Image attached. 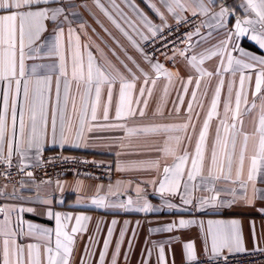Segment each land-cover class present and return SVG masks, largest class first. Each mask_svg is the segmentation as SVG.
Wrapping results in <instances>:
<instances>
[{"label": "snow or ice", "instance_id": "obj_1", "mask_svg": "<svg viewBox=\"0 0 264 264\" xmlns=\"http://www.w3.org/2000/svg\"><path fill=\"white\" fill-rule=\"evenodd\" d=\"M93 2L128 42L129 47L125 48L113 37L123 53L121 58L109 48L115 62L98 46L94 55L90 50L92 45L81 40V35H86L85 24L80 23L79 29L73 28L75 19L70 17H78V13L68 11L77 7L74 3L65 5L64 0H0V165L11 166L15 158L19 170L24 171L27 166L24 161L31 153L38 166L49 134L54 144L72 142L78 147L86 133L106 129H122L129 136L176 132L183 135L168 137L160 149L165 157L171 156L174 160L172 166L163 167L159 180L161 195L179 196L183 204L188 205L193 203V191H208L212 195L199 201L203 207L218 200L216 184L224 181L238 185V189L227 190L232 197L230 203L243 199L251 206L257 199L264 201V189L257 187L264 183V56H257L239 46L240 37H247L264 49V0H240L236 7L243 9V17L237 16L231 29L228 28V18L235 13L236 7L221 3L217 10L214 0H141L151 10L152 17L140 9L135 0H125L135 12V18L125 13L117 0ZM54 3L60 6L51 7ZM82 6L87 7L86 4ZM170 17L175 21V31L193 18L204 19L199 25H192L194 31L169 40L168 36L173 35L172 25L168 23ZM48 23L53 24V29L45 35ZM203 28L209 30L207 35L201 34ZM194 36L199 39L193 41ZM175 39H180L185 47H173L171 56L156 47L157 42H161V48L168 49ZM197 48L203 50L196 51ZM157 52L166 61L182 65L187 72V79L181 85L184 93L189 92V85H194L187 105V118L180 124L151 123L126 127L129 120L148 118L147 97L153 96L160 77L167 80L162 101L168 96L174 80L181 79L179 71L169 70L159 62ZM233 52H238L239 56H233ZM213 57L219 63L208 70L205 61ZM213 79L216 84L212 88L210 106L194 151L190 152L185 141L190 145L192 133H195L193 112L196 106L203 107V99L198 97L207 96ZM223 89L226 92L222 100ZM114 94L113 116L110 114ZM178 99L184 102L183 96ZM221 103L223 117L218 111ZM175 111L179 113V108ZM163 115L160 107L152 113L153 117ZM214 117L219 119L209 150L207 140ZM246 124L251 125L250 129ZM170 140L175 141V147L169 146ZM145 163L149 169L160 168L159 159ZM26 175L32 177L33 174L27 172ZM140 191L137 188L138 195ZM8 195L0 192V196ZM10 195L14 197L15 192ZM42 203L50 204L51 201L45 199ZM93 203L102 205L105 198L100 197ZM132 203L128 201V205ZM167 207L174 205L169 203ZM136 210L151 212L156 209L145 199ZM16 211L25 209L0 207V214H3L0 219V264H73L75 237L86 230L81 222L87 217H75V226L69 228L67 221L73 217L54 214V241L52 230L29 224L23 235L35 242L25 243L18 241L22 233L19 225L16 226L18 230L12 225L11 216ZM48 215L52 217L53 213ZM193 223V220L180 219L164 227L163 231L172 232L177 226L184 229ZM112 231L108 229L109 237ZM124 234L121 230L110 264H118ZM252 235H256L254 224ZM209 237L211 255L204 261L199 260L194 243L183 244L182 256L187 264H221V261L228 264L229 256L246 251L238 221H208L205 248ZM110 243V239L104 240L98 264H105ZM153 248L157 252L156 264H167L165 246L161 243ZM85 252L89 257L92 255L91 244L86 246ZM152 252V248L145 250L146 258L141 264H148ZM224 252L228 255H223ZM128 257L129 254L125 253V261ZM77 264H90V261L82 256Z\"/></svg>", "mask_w": 264, "mask_h": 264}, {"label": "crops", "instance_id": "obj_2", "mask_svg": "<svg viewBox=\"0 0 264 264\" xmlns=\"http://www.w3.org/2000/svg\"><path fill=\"white\" fill-rule=\"evenodd\" d=\"M106 2V0H105ZM65 5L74 3L77 5L75 11L78 17H70L75 19L72 27L79 29L80 23H84L86 27V35H81V40L92 45L91 51L97 54V46L102 49L108 58L115 62V57L109 48L115 50L117 55L123 58V53L120 47L114 42L113 37L119 44L128 48V42L111 21L101 12L94 4L93 0H64ZM121 8L131 18H135V12L128 6L125 0H117ZM135 3L152 17L151 10L141 2L135 0ZM214 3L219 9L221 3L229 7H236L240 0H214ZM87 5L83 7L82 5ZM59 4H52L51 7H58ZM237 16L243 17V9L236 7L235 13L228 18V28H233ZM168 23H175L171 17ZM53 24H47V32L51 33ZM207 28L201 29L202 35H207ZM199 38L194 36L193 41ZM220 37L217 38V40ZM216 43V41H213ZM107 45V46H106ZM239 46L245 51L253 53L257 56H264V49H260L247 37H240ZM130 50V49H129ZM202 51V48L195 49ZM131 52V50H130ZM233 56L238 57V52H233ZM164 64L165 68L172 71H179L181 79L174 80L170 87L169 94L161 100L163 96V87L167 83L164 77H160L155 86L153 96L149 99L148 118L129 120L126 127H137L148 125L151 123L159 124H180L185 122L187 118V105L191 101V91L194 90V85H189V92L182 91V82L187 79V72L182 65L175 64L168 66L166 62L159 60ZM31 63V62H29ZM219 63L216 57L210 61H205V67L211 70ZM216 80L213 79L206 97H198L203 99V107L196 106L193 112V123L196 125L195 133L189 128V133H192V142L190 145L185 144L188 150L194 151V146L198 133L205 119L206 113L210 106V101L213 96L212 88H214ZM140 85H138L139 87ZM204 84L201 85V92ZM226 89L222 90V100ZM138 96V92L136 93ZM178 96H183V103L178 99ZM115 94L113 100V110L110 115L114 116ZM135 107V105H134ZM143 107V105H140ZM160 107L164 115L162 117H153L152 113ZM179 108V113L175 109ZM220 117H223V104L219 109ZM198 114V115H197ZM219 117H214L209 130L207 140L208 149H211L212 139L215 135L216 126ZM103 123V121H100ZM121 123H124L121 121ZM250 129L251 125H247ZM183 135V133L168 132V133H149V134H133L129 136L122 129H106L86 133L85 139L80 142V146H74L72 142L61 145L60 143H52L51 135L49 134L47 142L44 145V151L62 152L67 155H81L93 159L97 162L112 163L115 168V175L111 180H99L90 177L77 175H62L53 180L35 182L26 180L14 186H2L0 192H6L8 196H0L5 200L3 207L20 208L25 211H16L12 213L11 221L14 230L19 225V230H22L18 241L35 242L31 238L23 235L28 231V225L33 224L42 228L52 230V240H55L56 221L54 214L59 213L61 216H71L72 220L67 221L69 228L75 226V217L84 216L87 220L82 221V226L85 231L79 233L75 237V254L73 264H77L82 256L89 259L90 264H98L99 253L103 250L105 239H110L111 243L108 248V255L105 257V264H110L111 255L115 249L116 243L120 240V232L124 230L123 242L120 244V256L118 264H141L146 258L145 250L153 249L152 256L148 260V264H156L157 252L153 248L154 245L163 244L165 246L167 264H179L186 262V258L182 256V247L184 243H194L195 251L198 258L211 255V238L207 241V247L204 246L205 231L208 221H238L241 227V232L244 240L246 251L261 249L264 251V201L257 199L251 206L245 200L237 199L232 201V197L228 194V189L236 187L231 183L220 181L216 184V190L219 192V198L216 202H210L205 206H200V199L212 195V193L197 189L192 192V204L185 205L179 196H169L167 193L161 195L159 192V180L162 178L164 166H172L174 164L173 157H165L160 151L165 145L168 137ZM170 147H175V141L170 140ZM159 159L160 168L149 169L145 163ZM18 162L17 159L14 158ZM37 163L29 154V159L24 161L25 165ZM190 166V165H189ZM153 181H156L154 184ZM199 183V181H196ZM257 187L264 189V183H259ZM137 188L141 191L138 195ZM111 189V191H109ZM15 192V196H11ZM183 194V193H182ZM252 194L251 185H249L248 195ZM239 195V192H238ZM39 196V199L36 197ZM104 197V204H95L94 200ZM50 200V204H43V200ZM147 200L155 211L142 212L137 211L139 204L143 200ZM133 203L128 205V201ZM174 207H167L168 204ZM125 205V207H120ZM32 208L34 211L29 212L26 209ZM53 213L49 217L48 213ZM0 219H3V214H0ZM180 219L193 220L195 223L187 228L181 229L178 226L172 232H165L163 228L173 222H178ZM116 223L113 224L112 222ZM255 225V237L252 235V225ZM111 228L112 235L108 236V229ZM129 242L132 247L129 248ZM91 244L92 255L89 257L85 252L86 246ZM245 251V252H246ZM125 253L129 254L127 261L124 259ZM223 255H228L224 252Z\"/></svg>", "mask_w": 264, "mask_h": 264}, {"label": "built area", "instance_id": "obj_3", "mask_svg": "<svg viewBox=\"0 0 264 264\" xmlns=\"http://www.w3.org/2000/svg\"><path fill=\"white\" fill-rule=\"evenodd\" d=\"M203 17L193 18L191 22L175 31V23L171 24L173 35L168 36L169 40L175 37H181L189 31H194L193 24L199 25ZM165 35H168L167 32ZM156 47L161 51H165L168 56L172 55L171 49L183 48L185 45L180 39H175L174 44H169L168 49L161 48V42H157ZM157 59L167 63L168 66H174L175 63L166 61L164 56L156 53ZM17 161L13 160L12 165H0V189L2 186H14L26 180L35 182H43L53 180L62 175H77L90 177L99 180H111L115 175V168L112 163L97 162L91 158L81 155H67L62 152L44 151L38 163L28 164L24 167V171H20L17 167ZM32 172V177L26 175ZM5 200L0 197V207H3ZM207 256L200 257V261H204ZM187 264V262L179 263ZM222 264V261H221ZM228 264H264V251L254 249L243 253H237L229 256Z\"/></svg>", "mask_w": 264, "mask_h": 264}]
</instances>
